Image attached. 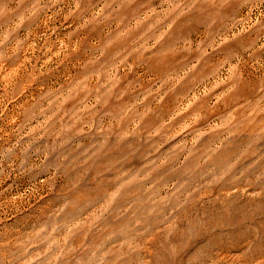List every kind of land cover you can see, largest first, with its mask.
<instances>
[{"label": "rangeland", "instance_id": "374dc122", "mask_svg": "<svg viewBox=\"0 0 264 264\" xmlns=\"http://www.w3.org/2000/svg\"><path fill=\"white\" fill-rule=\"evenodd\" d=\"M0 264H264V0H0Z\"/></svg>", "mask_w": 264, "mask_h": 264}]
</instances>
